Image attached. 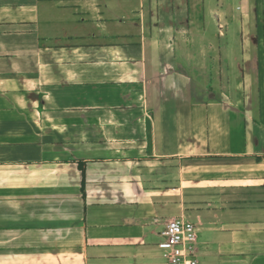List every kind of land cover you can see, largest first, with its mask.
Masks as SVG:
<instances>
[{
    "label": "crops",
    "instance_id": "1",
    "mask_svg": "<svg viewBox=\"0 0 264 264\" xmlns=\"http://www.w3.org/2000/svg\"><path fill=\"white\" fill-rule=\"evenodd\" d=\"M172 218L264 264V0H0V264H168Z\"/></svg>",
    "mask_w": 264,
    "mask_h": 264
},
{
    "label": "built area",
    "instance_id": "2",
    "mask_svg": "<svg viewBox=\"0 0 264 264\" xmlns=\"http://www.w3.org/2000/svg\"><path fill=\"white\" fill-rule=\"evenodd\" d=\"M168 264H197L196 224L188 219H169L161 231Z\"/></svg>",
    "mask_w": 264,
    "mask_h": 264
},
{
    "label": "rangeland",
    "instance_id": "3",
    "mask_svg": "<svg viewBox=\"0 0 264 264\" xmlns=\"http://www.w3.org/2000/svg\"><path fill=\"white\" fill-rule=\"evenodd\" d=\"M194 9H195V11H197V12H194ZM201 9H202V8H201V6H199V5H198L197 7H195V8H192V7H191V13H192V12L194 13V14H192V15H194V16H193V19L196 18L197 14H198V11H201ZM200 20H201V18L197 16V18H196V20H195V23L198 24V25H200V24H199V21H200ZM200 22H201V21H200ZM223 29H224V28H223Z\"/></svg>",
    "mask_w": 264,
    "mask_h": 264
}]
</instances>
